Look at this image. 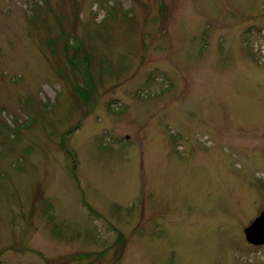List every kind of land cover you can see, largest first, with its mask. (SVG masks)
Listing matches in <instances>:
<instances>
[{
    "label": "rangeland",
    "instance_id": "obj_1",
    "mask_svg": "<svg viewBox=\"0 0 264 264\" xmlns=\"http://www.w3.org/2000/svg\"><path fill=\"white\" fill-rule=\"evenodd\" d=\"M263 211L264 0H0L1 264H264Z\"/></svg>",
    "mask_w": 264,
    "mask_h": 264
},
{
    "label": "water",
    "instance_id": "obj_2",
    "mask_svg": "<svg viewBox=\"0 0 264 264\" xmlns=\"http://www.w3.org/2000/svg\"><path fill=\"white\" fill-rule=\"evenodd\" d=\"M246 240L252 244H264V211L245 229Z\"/></svg>",
    "mask_w": 264,
    "mask_h": 264
},
{
    "label": "trees",
    "instance_id": "obj_3",
    "mask_svg": "<svg viewBox=\"0 0 264 264\" xmlns=\"http://www.w3.org/2000/svg\"><path fill=\"white\" fill-rule=\"evenodd\" d=\"M79 43H81V42H79ZM76 49V48H75ZM78 51H80V50H78ZM90 57V56H89ZM91 59V58H90ZM79 91H81V90H79ZM80 93V92H79ZM116 245V244H115Z\"/></svg>",
    "mask_w": 264,
    "mask_h": 264
},
{
    "label": "flooded vegetation",
    "instance_id": "obj_4",
    "mask_svg": "<svg viewBox=\"0 0 264 264\" xmlns=\"http://www.w3.org/2000/svg\"><path fill=\"white\" fill-rule=\"evenodd\" d=\"M261 246V245H260ZM0 264H1V262H0Z\"/></svg>",
    "mask_w": 264,
    "mask_h": 264
}]
</instances>
